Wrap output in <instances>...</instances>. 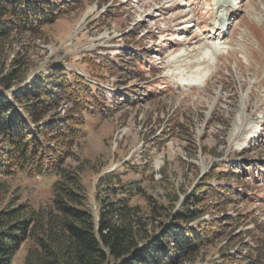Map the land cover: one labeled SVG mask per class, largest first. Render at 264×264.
<instances>
[{"label": "rangeland", "instance_id": "1", "mask_svg": "<svg viewBox=\"0 0 264 264\" xmlns=\"http://www.w3.org/2000/svg\"><path fill=\"white\" fill-rule=\"evenodd\" d=\"M46 1L57 21L0 51V93L52 68L77 85L91 111L82 113L67 165L81 171L85 209L97 220L114 189H135L131 204L149 216L153 208L174 214L194 199L186 208L199 219L190 226L214 242L191 264H264V0H231L235 23L224 39L218 0ZM75 106L65 100L49 115ZM53 143L46 145L61 150ZM54 181L0 175L5 203L16 197L35 209L50 203ZM29 246L13 264H24Z\"/></svg>", "mask_w": 264, "mask_h": 264}, {"label": "trees", "instance_id": "2", "mask_svg": "<svg viewBox=\"0 0 264 264\" xmlns=\"http://www.w3.org/2000/svg\"><path fill=\"white\" fill-rule=\"evenodd\" d=\"M57 18L56 5L46 0H0V51L14 36L41 34ZM12 79L16 78L8 79V83ZM76 86L68 75L52 68L48 76L34 79L26 88L14 89L9 96L0 93L1 177L21 172L55 178L50 203L39 209L19 203L16 197L5 203L8 186L0 182V264H13L15 253L24 243H30L24 264L195 262L214 241L190 226L199 219L195 208H186L195 207L194 199L166 216L151 209L156 217L131 204L135 189L125 188L122 193L114 189L109 192L114 200L108 195L101 200L97 220L85 209L87 196L81 171L67 165L69 146L83 127L82 113L91 111L78 99ZM65 100L74 101L76 113L50 116ZM168 218L172 220L168 222Z\"/></svg>", "mask_w": 264, "mask_h": 264}, {"label": "bare ground", "instance_id": "3", "mask_svg": "<svg viewBox=\"0 0 264 264\" xmlns=\"http://www.w3.org/2000/svg\"><path fill=\"white\" fill-rule=\"evenodd\" d=\"M233 1H231V0H218V2H217V4H216V16H219V14H222L223 15V17H220L219 18V24H218V27H216L217 28V31L219 32L218 33V36H219V38H222V39H224L227 35H223L222 34V28L223 27H225L226 26V22H228V25L229 26H233L234 25V23H235V17H234V12H235V10H232L231 8L233 7V3H232ZM237 4V3H236ZM235 5V4H234ZM238 5V4H237ZM238 9H240L241 7L240 6H238L237 7ZM225 17H228V19L227 18H225ZM240 24V21L237 23V25H239ZM190 28V27H189ZM193 28H195V26L193 27ZM192 28V29H193ZM215 28V29H216ZM246 28L248 29V27H247V25H246ZM213 29V27H211V26H209L208 27V31H210V30H212ZM258 29V28H257ZM248 30H250V29H248ZM216 31V32H217ZM227 31H229V29L227 30ZM215 34V33H214ZM247 42L245 41V39L243 38L242 39V41H241V45H244V44H246ZM245 46V45H244ZM193 49H196V48H193ZM192 49V50H193ZM191 50V51H192ZM197 50V49H196ZM200 50V49H199ZM198 50V51H199ZM214 51H212V53H213ZM200 55H201V51H200V53H199ZM199 55V56H200ZM189 57H190V54H189ZM205 63H207V62H203V63H200V64H198V63H196L195 65H190V70H193V69H195V68H201L202 66H204L205 65ZM208 71V70H207ZM206 71V72H207ZM204 83H206V81H204L203 83H202V85H204ZM258 109V108H257ZM264 118V117H263ZM240 128H243V124H241L240 125ZM240 132H241V129H240ZM257 134H258V132L256 133L255 132V134H253V139H254V136L256 135L257 136Z\"/></svg>", "mask_w": 264, "mask_h": 264}]
</instances>
